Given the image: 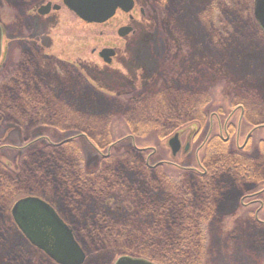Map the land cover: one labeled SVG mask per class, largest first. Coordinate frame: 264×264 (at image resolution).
I'll return each mask as SVG.
<instances>
[{"label": "rangeland", "instance_id": "374dc122", "mask_svg": "<svg viewBox=\"0 0 264 264\" xmlns=\"http://www.w3.org/2000/svg\"><path fill=\"white\" fill-rule=\"evenodd\" d=\"M33 1H36L35 3L40 2L31 9L34 14V19L31 20L27 15L26 9H28V5L33 3ZM52 1L60 2V0ZM137 1L139 6H143L146 9L147 13H145L146 15H144V17L140 15L139 19H135V23H133L135 32L133 34L121 38L118 36L117 28L114 26L116 19L104 26L102 24H94L93 26L82 21L75 15H72V13L64 7L58 12H52L50 16H39L36 13V9L39 4L44 3L45 0H0V21L5 27V37L3 41L4 51L0 67V75L4 77L2 80L3 83H10V78L8 77L16 75L17 67H14L15 73L12 72V74L9 72L10 67L14 66V64L11 65L13 62L16 63L21 59L20 56L23 58L24 55L20 53L21 45L26 43V41L36 42L37 45H43L47 50L55 51V53L63 58L71 59L78 64L77 69L81 71L83 77L87 79L89 83L95 85L96 88H102L104 91L111 94L118 95L119 93H125L127 96L129 95V97H131V101L139 100L142 97L141 94L143 93V89L149 85L151 79L157 77L164 69L167 71L170 67L171 73L176 77V81H183L185 84L196 83L195 85L199 86V88H204V91H212L213 89L217 94L236 92L239 94V96H236L238 98H240L241 95H247L244 97L246 100H249L248 96L257 98L255 101H257L258 104L246 102L247 107L245 111H243V115L240 113L239 108L233 109L234 106L231 108L229 107L227 110L229 114L225 116L223 120L225 121V125L228 123V126L235 130L231 134L230 146L232 148H235L237 145V129L231 122L238 123L242 120L243 123L241 129H239L241 131H239L241 136L239 142L242 144L245 136L252 128V121L264 119V38L257 31L260 27L254 17L252 9L254 0H187L185 14H180L176 22L172 21L167 15L161 13L162 10L165 11V7L169 4L168 2H170V0ZM212 4L220 9L217 10V17L224 20L226 26L231 29L230 34L233 36L228 35V41L232 44L230 47L229 44L224 47H218L215 45V41L211 40L210 42L214 47L211 48L207 41H209L208 39L210 37H212L211 39H215V35L214 33L212 35L209 34L212 31L210 24L207 25L204 21V26L200 27L198 26L199 23L192 17L195 9L203 5L204 8H206ZM117 18L121 20L122 16L119 15ZM236 21L239 23V29L237 26L233 25ZM163 40L164 42L171 41V44L174 45V54L168 63H165V54H163V57L160 55L163 50ZM106 45H113L118 48V54L112 66H108L98 55V51ZM94 48L96 50L92 52ZM25 57L27 56L25 55ZM47 72L44 73L46 79L53 78L50 79L51 81L55 79L62 80L64 83L63 86L59 84L60 88L63 90L62 96L65 98L68 96L70 100L75 97L79 103V110L86 109L85 112H83L84 114L91 112L97 114L100 113L97 110H101L102 108H106V110L111 109V111L104 112L105 116L100 120H95V124L98 125L96 130H100V127L104 128L102 125L107 124V119H109V125H113L112 127H114L115 118L122 115L124 113L123 111H125L128 106V104L124 103L125 109H119L118 107L120 106L118 103L111 100L108 103L100 98L99 94L87 92L89 91L87 85L73 83L74 81L71 77L66 76L63 72H59V70L55 71L49 68ZM162 76H164V78H162ZM165 76L166 75L162 74L159 79H156L157 82L155 85H164L162 83H165ZM53 84L56 85V80L52 82V85ZM18 88L20 89V86ZM71 92H73L74 95H72ZM209 97H212L211 94ZM228 105L230 106V104ZM235 110L236 112L231 119L229 115ZM89 115L96 117V115L93 114ZM97 116L100 117V115ZM207 120L208 121L204 123L205 126H207L201 131L196 127L184 128L182 131L183 134L181 138L183 145H185L191 135L197 134V137L194 138V146L189 149L188 152H182L178 155L177 162L180 166H175L177 167L176 170H173L170 166L166 167L167 169L162 167L155 171H147L141 169V167L139 169H134L133 167L125 165L126 168L122 167L123 172L121 170L118 176L115 177L123 179V182L121 181L122 186L124 184L126 185L123 188L117 187L112 189L110 195H105L106 203L100 200L93 202L92 198L95 196V193L92 191L88 190L85 194L76 192L71 185L73 182H69L67 179L75 180L73 173H75L74 171L79 167L80 169H88L90 171L97 169L98 166H101L100 159L109 151H114L119 154V157L115 160V164L119 159L120 161L117 165L107 162L105 167L106 170L110 169L115 171L114 169L119 168L120 162L127 164L125 163L127 159H132L133 161L138 157L140 161L141 156H137L139 153H144L146 162L150 161L151 164L156 163V167H159L160 165H157L158 161L168 160L171 158L170 156H172L167 143L170 135L165 138L160 137V143H156L157 135L152 133L145 136L144 140L140 138L138 140L140 146L148 147L144 149H137L135 147V140L132 139V137L115 138L114 143H112L110 147L108 146L101 150L95 149L90 143L85 141L80 146L77 157H71L68 153H63L66 160L60 171V173L63 174L62 176H60L58 172H53V174H51L52 178H58L62 182L60 183L59 191L56 192V190H52L55 189V186H43L38 189L35 188L34 192H38L35 194L28 192L29 189L23 186L12 198L8 214L11 216V207L16 200L20 197L30 196L31 194L33 196H40L54 204L55 208L63 217L66 216L69 220L71 218H78L79 224H75V226H79L82 235L85 237L88 236L85 232H89L90 228L86 229L82 227V225L80 226V224L88 222L93 223L94 220H103L101 224L112 222L115 225H121L120 223H126V225H123V227L120 226V228L125 232H130L129 230H131L132 233L129 234H133V231H136L131 227V221L136 220V223H132L138 225V230H145L148 228L146 227V221L149 219V217L146 219V216L149 215L141 214L139 218H135L136 212H140L142 206L140 201L136 199L133 194L127 193L128 188L134 187L140 192H144V195H147L146 201L147 199L156 201L155 198H157L156 195L158 193L156 195H151L153 190H151V186L148 182L152 176H162L160 171H163V176H167L166 173L170 172L172 174L171 176L175 179L178 171L180 170L181 173L182 170V175L185 178L187 173H184L189 169V166L197 167L200 161L203 162V151H201L198 156L196 154V149L203 141L207 129L209 128L210 118H207ZM214 120V129L218 132L220 128L217 125L216 121L218 119L215 116ZM9 131L10 132H4L5 136L2 137V141H14L13 143H15V145L17 144L16 149L19 152L17 153V151L14 150H8L7 152L4 149H0V157L4 160L9 157L12 163L25 167L26 163L22 161V157L31 143H27L26 140H23V136H21L20 133L13 132L14 130ZM27 131L28 128L24 132L26 135ZM68 131H66L67 133H52L54 134L52 138L58 142L57 144H61L62 140L73 135V132ZM164 132L165 131L162 133ZM261 139H264V128L254 131L250 147L244 150V152L238 151L237 154L244 156L248 155L251 161L254 159V164H250L249 167L257 166L264 170V147L263 144L259 147L261 151V153H259L258 142H256ZM34 141H43L41 143L45 144L48 139L38 137V140L36 139ZM102 141H104V139H102ZM68 147V145H65L66 149ZM154 147H156L155 153L152 152ZM66 152H68V150H66ZM261 156H263V158H260ZM72 162L79 167L70 165ZM123 164H121V166H123ZM35 165L36 164L33 165L31 163V166ZM231 168L232 167H227L226 171L228 172L223 171V173H227L226 176H229L231 172L229 170H232ZM45 177H48V175H45ZM186 179H188L187 184L191 195H193V192L202 189V185H193L194 181L191 180L190 175H188ZM238 191L239 190L234 191L231 202H223L224 209H222V211L215 212V217L218 218L216 222L213 223L214 225L212 224L213 227H211V229L204 227V233L206 232L208 237L204 240V248H202L204 253L199 256L200 259L204 260V264H264V225L254 224L252 218L250 216L248 217L244 212L240 213L243 215L235 218L236 214L241 210L238 209V201H236ZM160 196V200H162L164 198L163 191L160 192ZM225 201L227 202L228 198ZM145 202L142 203L143 206ZM192 207L195 211L196 207H194V202L192 203ZM244 209L247 210V208ZM226 213H228L227 218L220 223L219 214L226 217ZM74 215L76 217H74ZM151 215L153 218V213ZM113 218L114 220H112ZM104 219L107 221L105 222ZM224 221H230L235 224L233 225L234 227L231 228V231L225 233L226 226L224 228L222 226ZM5 224L8 227L4 229L6 231L0 232V240L4 243L6 242V248H12V251L8 255H6V251L2 253L3 256L0 255V264H17L11 261L13 259L9 260V258L24 257L22 249H19L20 247H17L18 249L15 248L16 243L19 244V242L23 244L22 246L26 244L25 246H27L28 252L27 257L29 255L31 258V264L47 263L45 258H43L44 254H42L40 250L33 245H28L29 242H26V238L23 236L18 226H16L12 216L10 219H6ZM220 224L222 227L218 228ZM83 230L86 231L84 232ZM86 243L90 245V249H93V244L90 239H88ZM14 248L18 250V254ZM125 253L126 251L123 252V250H108L92 255L87 253L88 256L84 264H114L116 259ZM45 256L46 255H44V257Z\"/></svg>", "mask_w": 264, "mask_h": 264}, {"label": "trees", "instance_id": "16d2710c", "mask_svg": "<svg viewBox=\"0 0 264 264\" xmlns=\"http://www.w3.org/2000/svg\"><path fill=\"white\" fill-rule=\"evenodd\" d=\"M186 1L187 0H170L162 14L167 15L172 21L176 22L180 14H185L187 6ZM217 10L220 9L219 7L217 8L216 5L212 4L206 8H204L203 5L194 10L192 17L199 23L198 26L200 27L204 26V21L207 25L210 24L212 31L209 34L212 35L214 33L215 35V39H211L212 37H210L208 39L209 41H207L211 48H214L210 42L211 40L215 41L214 43L218 47H224L228 44L230 47L232 44L228 41V35H231V29L226 26L224 20L217 17ZM233 25L238 28V21L234 22ZM176 30L179 31L178 29ZM257 31L264 38L262 30L258 28ZM165 44L163 40L162 47H164ZM169 56L167 60H165V63L169 62ZM14 88L12 83H3V81L0 83V149H4L7 152L8 150L19 152L16 149L17 144L15 145V143H13L14 141H2V137L5 136L4 132H10L9 130L20 133V135L23 136V140L31 144L25 150L26 152L23 153L22 161H25V167L12 163L9 157V159L6 158L5 160L0 157V232L6 231L4 230L8 227L5 224L6 219L11 218L8 214L10 203L16 192L23 186L29 189L28 192L35 194L38 193L34 192L35 188L38 189L43 186H55V189H48L56 190V192L59 191L60 183L62 182L58 178H52L51 174H53V172H58L59 175L62 176L63 174L60 173V171L66 160L63 153H68L71 157H77L83 142L86 141L95 149L101 150L114 143L115 138L121 139L125 136L132 135L136 145L140 146L138 140L140 138L144 140L145 136L152 133L157 135L156 143H160V137L165 138L177 131L182 132L184 128L196 127L201 131L204 128L203 123L206 114L214 110L222 117L227 116L228 111L220 108V105L224 104L226 106L230 104L234 106L239 103H244L242 102V97H236L239 96L236 92L217 94L213 89L212 92L196 88L187 90L188 92L177 89V93L173 94L171 97L165 95V91L162 90L159 93L148 94L144 100L138 102L131 101V97H123V100L116 101L120 106L118 108L124 110L125 104H128V108L126 107L125 111H123L124 113L115 118V124L113 123L114 127H112L113 125H109V119H107V124L102 125L104 128L100 127V130H96L98 125L95 124V120H100L105 116L104 112L111 111L110 109L106 110V108H100L101 110H97L100 113L95 114L91 112L84 114L83 112H85L86 109L79 110V103L75 97L70 100L68 96H66L67 98L63 97V93H58L55 96L52 92L47 91V87L45 86H42V89L47 94L43 96L30 95L26 90V85H23L21 90H14ZM210 94L212 97H209ZM99 97L108 103L111 98L112 101L116 99V96L105 93H102V95L99 94ZM204 106H208L209 108H204ZM246 107L247 103H245V108ZM89 114L96 115V117ZM97 115H100V117ZM258 123L260 122L256 124ZM253 125H255V123H253ZM27 128L28 131L26 135L24 132ZM66 131L73 132V135L70 136L69 140L68 137L62 140L61 144H57L58 142L52 138L54 137L52 133H67ZM163 131L165 132L162 133ZM78 133L81 135H78ZM38 137L47 138L48 141L45 142V144L41 143L43 141H34L36 139L38 140ZM102 139H104V141H102ZM65 145L69 147L66 149ZM66 150H68V152H66ZM223 150V156L208 161V168L226 170L227 167L243 168L245 166L238 160L239 157L242 158L241 156L232 154L226 147ZM137 156H141L140 161L138 157L133 161L132 159H127L125 161L127 164L120 162L119 168L114 169L115 171L105 169L107 162L115 164V160L119 157V154L114 151H111L109 156H103V158L100 159L101 166H98L95 170L80 169L78 165L72 162L70 165L79 167L74 171L75 173H73L75 180L66 179L69 182H73L71 185L76 192L85 194L88 190L92 191L95 193V196L92 198L93 202L100 200L106 203L105 195H110L112 189L117 187L123 188L126 185L124 184L122 186L121 181L123 182V179L115 177L118 176L121 170L123 172L122 167L126 168L125 165L133 167L134 169H139L141 167V169L147 171H155L162 167L167 169L166 167H170L169 165H160L159 167L151 168L148 166L146 158H144V153H139ZM119 161L120 159L115 165H117ZM31 163L36 165L31 166ZM121 164H123V166H121ZM169 173H166L167 176H163V171H160L163 177L160 175L159 177H157L158 175L156 177L152 176L148 181L151 190H153L151 195H156L158 193L156 195L157 198H155L156 201L153 199H147L146 201L147 195H144V192H140L134 187L128 188L127 190V193L133 194L135 198L140 201L142 206L141 211L136 212L135 218H139L141 214L149 215L146 216V219L147 217H149V219L146 221V227L148 228L145 230H138V225L135 224L136 220L131 221V227L136 230L133 231V234H129L132 233L131 230H129L130 232H125L120 228V226L123 227L126 223H120L121 225H115L112 222L101 224L103 220H94L93 223L88 222L80 224V226L82 225V227L86 229L90 228L89 232L83 230L84 232L86 231L85 233L88 235L85 237L82 235L79 226H75V224H79V219L71 218L69 220L64 216L66 221L73 226L77 239L86 249L87 253L92 255L108 250H123V252L126 251V253L132 255L142 256L161 264H204V260L199 258V256L204 253L202 248H204V240L208 237L206 235L207 233H204V227L207 229L213 227V223H215L218 218L215 217V212L222 211V209H224V204H211L213 207L208 206V209L206 208L207 212L205 213L204 179L201 177L191 178V180L194 181V186L202 185V189L193 192V195H191L187 184L188 179H186L188 176L186 174L187 172L184 173L186 174L184 178L182 170L181 173L179 170V175L175 178L176 180L171 176V173L169 176ZM45 175H48V177H45ZM216 184L217 183L211 184L208 190H206L209 192L208 196H213V193L215 194L216 191L217 194L219 193ZM158 190L160 192L163 191L164 198L162 200H160L161 196ZM217 196L220 197V195ZM143 202H145L144 206L142 205ZM193 202L194 207H196L195 211L192 207ZM237 207L241 210L236 214L235 218L243 215L240 213L244 211L241 204L238 203ZM152 213L154 215L153 218L151 215ZM227 214L228 213L225 214L226 218L228 216ZM223 216L219 214L220 223L223 222V220H220ZM74 217L76 216L74 215ZM112 220H114V218ZM104 221L106 222L107 220L104 219ZM233 225H235L233 222L224 221L222 226L223 228L226 226L225 233L231 231V228L234 227ZM222 226L220 224L218 228ZM88 239H90L93 244V249H90V245L86 243ZM22 245L23 244L20 242L19 244L16 243L15 248L20 247L19 249H22L24 252L23 258L21 256L8 258L9 260L13 259L11 261L17 264H31V258L29 255L27 257V246H25L26 244L24 245L25 247ZM28 245L32 246L29 243ZM6 246L7 243L0 240L1 256H3L2 253H4V251H6V255L11 253L12 248H6ZM15 251L18 254V250ZM43 258H45L46 264H53L46 256L44 257L43 255Z\"/></svg>", "mask_w": 264, "mask_h": 264}, {"label": "flooded vegetation", "instance_id": "af4514ba", "mask_svg": "<svg viewBox=\"0 0 264 264\" xmlns=\"http://www.w3.org/2000/svg\"><path fill=\"white\" fill-rule=\"evenodd\" d=\"M51 1L52 0H45L44 3L39 4V6L36 9V13L42 17L43 16H50L52 14V12H58L62 9L61 8L59 10H55L52 7V9H50V11L47 14H45V15L40 14L39 8L42 5L47 4L48 2H51ZM35 2L36 1H33V3H30L28 5L29 6L28 9H26L27 15L31 18V20L34 19V14L32 13L31 9H33L35 7V5L37 3H39L40 1L37 3H35ZM60 2H61V0H60ZM52 3H58V2L52 1ZM62 7L65 8V6H62ZM66 9L68 11H70L68 8H66ZM159 9H161V8H159ZM162 11H161V13H162ZM70 12L72 13V15H75L72 11H70ZM145 13H147L146 9L143 6H139L138 1L134 0V7L130 12H125L121 9H118L112 18H110L105 23H101V24L104 26L107 23L114 21L116 19L114 26H115V28H117V34H118L119 29L124 27V26H126V27L130 26L132 28L130 30V32L124 36V37H127L130 34H133L135 32V27L133 25V23H135V19L136 20L139 19L140 15L142 17H144V15H146ZM119 15L122 16L121 20H119L117 18V16H119ZM75 16L77 17V15H75ZM0 23H2V22L0 21ZM94 24H96V23H94ZM94 24L91 23V25H93V26H94ZM2 25H3V23H2ZM3 28H4V37H5L4 25H3ZM119 37H121V36H119ZM26 43L21 45L22 47H21L20 53L24 55L23 58H22V56H20V58H21L19 60L20 62L19 61L16 63L13 62L11 65L14 64V66L10 67V71H9L10 74H12V72H14V67L15 66L17 67L16 75L8 77V78H10V83H12L15 87L14 90L19 89L18 88L19 86H20L19 90H21V87H23V85H26V90H27V92H29L30 95H34V96L42 95L43 96V95L47 94L42 89V86H45V87H47V91L52 92V94H54L55 96L58 93H60V94L63 93V90L59 86V84L61 86H63L64 83L62 82V80L55 79L56 85H54V84L52 85V82H54L55 80H52V81L50 80L53 78H50V79L47 78L46 79V77L44 75V73L49 71V68H51V70H53V69L55 71L59 70V72H63L66 76L71 77L72 80L74 81L73 83L80 84V85H84V84L87 85V89L89 90L87 92H89V93L93 92L95 94H100V95H102V93H105L108 95L116 96V99H114L115 102L118 100H123V97H125V98L129 97V95L127 96L125 93H123V94L119 93L118 95L117 94H111V93H108L107 91H104V89H102V88H98V87L96 88L95 85L89 83L88 80L83 77V75L81 74V71L79 69H77L78 64L76 62L72 61L69 58H63L59 54L55 53V51H49L43 45H37L36 42L26 41ZM165 43L166 44L164 47H162L163 50L161 51L160 55H161V57H163V54H165L164 58H165V60H167V58L170 54V56H169V61H170L171 58L173 57V54H174V45L171 44L172 43L171 41H167ZM103 48L113 49L114 54L111 56V61L109 63L105 62L108 66H112L114 64L115 57L118 54V52H117L118 48H117V46L106 45L105 47L103 46L100 50H102ZM95 50L96 49L94 48L92 50V52H95ZM100 50L98 51V55H99ZM25 55L27 57H25ZM0 67H1V62H0ZM168 70H170V71H168ZM168 70L166 71L164 69L162 71V73L160 72L161 75L162 74L166 75L165 76L166 77L165 83H162L164 85H159V84L155 85L157 82L156 79H159L161 77V75L159 73L157 77L151 79V81H150L151 83L149 82V85L143 89V93L141 94L142 97L136 101L137 102L142 101L146 98V96L148 94L157 93V92L159 93L162 90L165 91L164 92V93H166L165 95H167L169 97L173 96V94H176L177 89H180V91H183V92H188L187 90H190V89L192 90L193 88H196L199 90H204V88H199V86H196L195 85L196 83L185 84V83H183V81L182 82L176 81V77L173 73H171L170 67ZM162 78H164V76H162ZM3 79H4V77H1V75H0V83ZM153 85H155V86H153ZM49 94H51V93H49ZM71 94L74 95L73 92H71ZM245 96H247V95H241V97H243L242 102H244V103H239L237 105H234V108H233V109L239 108L240 113H242V115L244 113L243 111H245V103L246 102H252V103L258 104L257 101H255L257 98L252 97V96H248L249 100H246V99H244ZM110 100L112 101V98ZM207 107L208 106H204V108H207ZM229 107L231 108L232 106L231 105L225 106L224 104L220 105V108H223L225 110H228ZM235 112H236V110L233 111V113H230L229 116L231 117V119H232ZM214 116L218 119L216 121L218 127L220 128V130L218 132H216L214 129L215 128ZM207 118H210L209 128L207 129V132H206V135H205L203 141L200 143V145L196 149V154L198 156H199L200 152L203 151L204 156H203V158L201 157L203 162H201V161L199 162V160H198L199 165L197 167L189 166L188 167L189 169H187V171H186L187 174L191 176V178L201 177L202 179H204L205 213L207 212L208 206L213 207V205H211V204H218L219 205V204H223V202H225V203L231 202L234 191L239 190L238 194L236 196V201H238V203L241 204L242 207L247 208V210L244 209L243 212L246 213L248 217L250 216L252 218L254 224L264 225V217H263L264 214H262V213H264V170L260 169L257 166L249 167L250 164L251 165L254 164V161H253L254 159L251 161V159L248 155H246V156L239 155L242 157V158H240V157L238 158L239 162L243 163L245 166L243 168H231L232 170H229V171H231L229 176H226L227 173H223V171H226V170H222V169L214 170V169L208 168V165H209L208 161L215 159V158H220L221 156H223L224 155L223 149L225 147L229 150V152H232V154H234V155H237L238 151L244 152V150L248 149L250 147L254 131H258L259 129L264 128V119L259 120V121H254L255 125H253V129L251 128L250 131L247 133L242 144H240V142H239L240 137H241L240 133H239V131H240L239 129H241V125L243 123L242 120H240L238 123L228 121V122L233 123V126H235L237 129V131H236V136H237L236 137V141H237L236 143H237V145L235 148H232L230 146L231 134L235 130L231 129L228 126V123H227V125H225V123H224L225 121H223L224 117H222L215 110L211 113L206 114L205 119H204V123H206L208 121ZM257 122H260V123L256 124ZM206 126L204 124V128ZM175 133H178V131ZM179 134L181 135V132ZM181 136H180V141H181L180 151L178 153H176L175 155H172V153H171L172 156H170L171 157L170 159L160 160V161H158L157 165H169V166H172L173 170L177 169V167H175V166H180L177 162L178 155L182 152H185V153L188 152L189 149H191L194 146L193 145L195 142L194 138L197 137V134L191 135L189 137V139L186 141L185 145H183V141H182ZM125 137H129V138L132 137V139H134L132 135H128ZM256 142H258V151H259V153H261L259 147L262 144L264 147V139L258 140ZM185 146H187V149L185 148ZM135 147L137 149H144V147L140 148L138 145H136ZM222 150H223V153H222ZM155 151H156V147L153 148L152 152L155 153ZM110 154H111V151L104 154V156H109ZM260 158H263V156H261ZM147 164L151 168L156 167V163L151 164L150 161H148ZM226 172H228V171H226ZM178 175H179V173L177 174V176ZM213 183H217L216 185L218 187L219 193L217 194V191H216L215 194L213 193V196H208L209 192L206 190H208L209 186ZM217 195H220V197ZM227 198H228V201L226 202L225 200ZM211 199H212V201H211ZM225 218L226 217L223 216L222 218H220V220H225ZM54 263L55 262H53V264Z\"/></svg>", "mask_w": 264, "mask_h": 264}, {"label": "water", "instance_id": "95a60500", "mask_svg": "<svg viewBox=\"0 0 264 264\" xmlns=\"http://www.w3.org/2000/svg\"><path fill=\"white\" fill-rule=\"evenodd\" d=\"M63 4L72 10L78 17L89 23H104L116 13L117 9L129 12L134 7V0H62ZM52 7L56 10L60 4L52 1L39 8L40 14H47ZM255 18L264 30V0H255ZM132 28L122 27L118 33L127 35ZM3 27L0 24V58L3 49ZM113 49L104 48L100 56L106 62L111 61ZM179 134L173 135L168 144L175 155L181 149ZM187 149V146L185 147ZM11 216L21 232L46 255L59 264H83L86 253L76 240L73 230L60 217L56 209L48 201L38 196H26L17 200L12 209ZM115 264H159L143 257L131 255L120 256Z\"/></svg>", "mask_w": 264, "mask_h": 264}]
</instances>
